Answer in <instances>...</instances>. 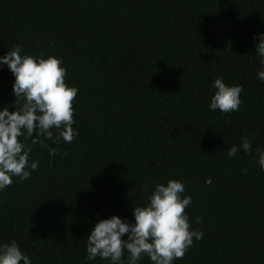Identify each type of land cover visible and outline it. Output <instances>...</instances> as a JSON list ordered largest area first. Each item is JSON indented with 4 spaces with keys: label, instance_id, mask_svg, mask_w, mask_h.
<instances>
[{
    "label": "trees",
    "instance_id": "trees-1",
    "mask_svg": "<svg viewBox=\"0 0 264 264\" xmlns=\"http://www.w3.org/2000/svg\"><path fill=\"white\" fill-rule=\"evenodd\" d=\"M262 32L264 0H0V56L44 49L79 90V135L35 146L38 169L0 192V243L15 240L32 264H106L85 258L94 224L131 222L150 194L143 186L175 179L204 235L174 264H264V172L254 163L264 83L252 54ZM216 77L243 87L238 111L208 110ZM12 83L0 67V107L13 104ZM244 136L252 151L228 157Z\"/></svg>",
    "mask_w": 264,
    "mask_h": 264
},
{
    "label": "clouds",
    "instance_id": "clouds-1",
    "mask_svg": "<svg viewBox=\"0 0 264 264\" xmlns=\"http://www.w3.org/2000/svg\"><path fill=\"white\" fill-rule=\"evenodd\" d=\"M252 39L258 40L252 53L258 57L256 77L264 83V32ZM34 46L38 47L39 41ZM62 64L59 57L46 55L44 49L35 56L24 54L20 45L0 56V67H6L13 77L14 97L12 105L0 107V192L13 183V178L29 180L38 169L39 162L30 155L35 146L48 147L45 141L53 145L71 143L79 135L73 128V101L79 90L65 82L67 70ZM210 87L215 91L209 98V111L226 114L239 110L241 85H226L223 77H216ZM240 150L245 154L252 151L246 136L239 145H231L226 155L235 157ZM48 152L55 156L57 148L50 147ZM256 154L254 163L264 172V149L257 148ZM211 183V178L205 180L206 185ZM141 190L150 194L146 203L131 208V222L112 215L94 224L86 236L88 262L99 258L106 264H139L146 257L150 264H174L183 259L194 240L203 238L204 233L189 223L185 209L192 198L183 195L182 181L170 179ZM195 223L202 220L197 218ZM0 264H32V259L12 240L0 243Z\"/></svg>",
    "mask_w": 264,
    "mask_h": 264
}]
</instances>
